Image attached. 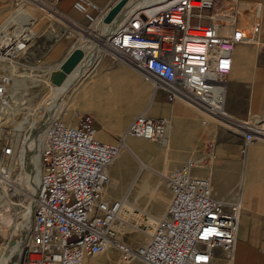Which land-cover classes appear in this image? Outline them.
<instances>
[{
  "label": "built area",
  "instance_id": "built-area-1",
  "mask_svg": "<svg viewBox=\"0 0 264 264\" xmlns=\"http://www.w3.org/2000/svg\"><path fill=\"white\" fill-rule=\"evenodd\" d=\"M121 0L100 5L75 0L91 25L99 27L114 63L127 62L153 82V98L163 90L167 101L185 100L233 131L244 136L240 151L246 156L251 143L264 137V129L226 109L228 75L235 48L255 42L261 32L262 5L246 0H170L129 9L125 2L106 20ZM112 28L108 30V28ZM108 30V31H107ZM5 39L13 52L26 48L25 36ZM16 46L17 51L14 49ZM10 79H0L1 118L11 103ZM261 122H259L260 124ZM169 120L138 113L115 141L98 137L95 116L84 112L75 124L60 117L46 128L43 171L28 242L19 264H83L87 257L115 249L121 259H141L148 264H210L217 250L233 260L242 216L240 192L232 200L215 196L211 175H198L190 159L166 176L170 201L160 217L143 211L146 222L134 224L125 217L140 210L130 208L128 194L108 200L103 194L110 183V167L125 146L126 137L164 144ZM16 148L5 142L0 149V178L6 174L3 159ZM133 184L130 186V190ZM0 205V216H1ZM143 218V219H144ZM131 225L145 239L137 244L119 237L120 227Z\"/></svg>",
  "mask_w": 264,
  "mask_h": 264
},
{
  "label": "rangeland",
  "instance_id": "rangeland-1",
  "mask_svg": "<svg viewBox=\"0 0 264 264\" xmlns=\"http://www.w3.org/2000/svg\"><path fill=\"white\" fill-rule=\"evenodd\" d=\"M94 1L101 4L97 0ZM127 1L128 0H126V2ZM133 1L134 0H130V2ZM52 4L56 6L58 10L57 13L49 8L54 7ZM222 6H228L231 9L234 4L226 2L225 0H217V7ZM21 7L33 12L37 17V20L32 26L35 34L27 39L26 48L21 52H13L9 46H4L5 43L0 44V79L3 75L17 78L15 86L10 90L11 102L14 106L12 105V109L9 113L5 112V115L1 119L4 128L0 131V149L3 143L8 142L15 146L16 153L12 157L3 159V165L5 166L6 173L9 175V181L7 184L3 182L0 183V205L2 209L0 216V262L9 254V258H12L11 255L14 254L13 245L17 242V239L26 234V225H28L27 215L28 212L30 213L31 211L34 216V207L37 200L36 195L40 186L38 180L36 186L37 191L34 193L30 188L34 185L33 176L36 171L39 175L38 179H40L42 171V143L40 145L41 149L37 151L33 139L35 130L33 127L34 124L24 123V125H22L21 122L26 117L29 120H34L37 115L36 112H40L43 109V103L47 100L50 101V98L55 96L57 90L65 88L61 104L55 117L58 116L67 123L75 124L80 113L89 111L97 117L99 112L101 115L100 119L107 123L105 125L107 128L106 130L113 134L114 138L98 137L103 140L115 141L124 132L134 116L141 113L146 107L150 94H152V101H154L152 81L136 71L137 69L132 65L125 62L112 64L110 62L111 56L108 50L102 52V60L94 69V77H92L93 75H90V77H86L85 75L82 76L76 84H69V80L72 81L80 74V70H83V64H85L84 58L86 57L84 54H86V49L92 42L85 38L84 41L73 23L64 19L65 17L60 16L62 13L66 15L64 13L65 10L60 7V0H9L7 10H5L3 16H0V26L7 24L6 27H9L11 25L9 29L12 28L17 32L15 34L16 37L19 35L26 36L29 33L26 28L24 31L19 26L20 23H23L22 20L24 19L22 17L23 14L20 13ZM66 12L73 14L83 26L92 28L94 32L99 30V23L93 27L86 19L85 15L75 8L74 5ZM13 17L15 20L12 19ZM12 37L14 38L15 36ZM259 42L251 43L257 45ZM94 59L95 56L92 60ZM74 60L76 62H74ZM91 62H88L86 67L89 68ZM93 62H95V60ZM92 67L94 68V66L90 68ZM117 69L131 70L133 73L128 76L132 78L133 74H135L134 82L139 87L140 92L139 99L134 102L136 103L135 114L126 121H124L123 111L125 112L124 109L126 107L124 101H130V97H128L129 89L121 85L118 87H110L116 92H114L115 94H109L104 90L105 88H102L103 84L100 83L101 77L99 76ZM21 73L23 75H21ZM178 101L181 102L179 106L186 110V114L184 113L180 118L174 117L172 132L176 134L171 142L168 140L167 146L155 140L145 139L151 143V153L147 156L140 154L135 155L132 152L128 153L125 146H123L119 157L115 159L110 167V169L116 171L117 180L110 174V183L107 185V190L104 192L103 196L111 201L120 199L125 195V192L120 195H115V193L111 192L110 185L112 181H117L120 185L126 183L128 185L130 184V186L132 184L134 185L132 179L141 167V160L157 170H151L148 167L143 168L138 182L134 185L135 192L128 198L131 202L130 208L137 207L140 209L139 211L136 210L135 212L125 215L128 221L134 224H136L139 219L144 221L147 220L143 217V211L149 212L154 217H160L164 210V206L170 201V190L167 185L166 176L169 175L173 169L190 159H196L198 161L195 172L203 176L211 175L214 185L213 169L217 161L223 157L224 154L216 145L213 127H211L210 124H202V121L203 119H206V121L212 120L214 122V128L219 126V121L207 116L199 108L191 105L185 100H177L176 102ZM155 102L150 112L146 113L147 115L158 117L160 114H153L151 110L174 107V102L168 103L164 100H157ZM193 109L198 111L201 116ZM195 115L199 118V125L194 129L190 127L189 123L191 118ZM161 116L167 117L165 115ZM250 117L258 118V116L254 114H251L249 118ZM221 127L228 128L223 125H221ZM44 132L42 137H44ZM38 153L40 154L38 155ZM124 153H128L129 161L126 165L120 166V158ZM241 157L244 164L247 160V155L243 156L241 154ZM160 173L165 174V176ZM240 181L241 180H239L235 186L234 192L236 195L241 191L239 189L241 185ZM3 186L5 187L4 192H2ZM7 192L10 194L8 195ZM119 229V237L129 243L137 244L138 242H142L146 237L141 230H135L131 225L123 224ZM13 235L17 238H13ZM218 252L219 257L216 255L212 264H227L228 260L224 251L219 249Z\"/></svg>",
  "mask_w": 264,
  "mask_h": 264
},
{
  "label": "crops",
  "instance_id": "crops-1",
  "mask_svg": "<svg viewBox=\"0 0 264 264\" xmlns=\"http://www.w3.org/2000/svg\"><path fill=\"white\" fill-rule=\"evenodd\" d=\"M73 1L75 2V0H60V7L65 10L64 12H66L72 8V5H74ZM97 1H99L101 3L100 5L103 6L110 0ZM246 1L260 2L262 5V26L259 39L256 41L259 42L260 40V42L257 45L252 44L251 42H243L235 48L233 53V67L228 75L226 109L235 117L249 119L250 121L253 119L261 121L262 124L260 126L262 129H264V0ZM8 2L9 0H0V16H3L5 10H7ZM110 62L115 64L112 59ZM112 72H120L123 74V81L119 85L125 86V88L129 89V86L133 84L135 74H133L132 78H129L130 76H128L129 74L131 75L133 73L131 70L117 69ZM112 72L99 76L101 77L100 83L103 84L102 88H105L104 90L108 89L106 90L107 92L111 86L103 83V80L108 74ZM140 74L142 73L140 72ZM151 98L152 95L150 94L148 96V103L150 104V107L147 103L146 107L141 112L145 110V113H149L150 109L153 108V103L155 104V101L157 100H164L170 103L167 101L163 90H159L157 92L154 101H152ZM175 102L176 101H174V107L172 108L164 107L160 110L158 108L151 110V113L153 114L159 113L160 116H167L170 125L168 134L169 142H171L176 134L172 132L174 126V117L180 118L186 112L185 109L179 106L181 105L180 101L176 103ZM193 110L196 111L195 109ZM196 112L201 116L198 111ZM251 114L257 115L258 118H249ZM100 118L101 117L95 116V123L98 128V136H101L102 138H114V135L106 130L107 128L105 125L107 123L102 121ZM189 124L190 127L194 129L197 128L199 125L198 116H193ZM202 124H210V126L213 127L216 145L218 146V149H220L224 154L223 157L217 161L215 168L213 169V191L215 196L227 201L232 200L236 195L234 192L235 186L237 185V182L241 180L239 189L241 190L240 194L243 210L240 222V230L238 234L235 256L232 261L227 259V264H264V137L259 138L251 143L247 153V160L243 164L240 151L244 140L242 133L221 127L220 124L214 128V122L212 120L206 121V119H203ZM110 174L115 179L117 178L116 171L113 169H110ZM160 174L163 176L165 175L162 173ZM139 177H137L135 180L132 179L134 185H136L138 182ZM134 185L130 190V184L128 185L126 183L120 185L117 183V181H112L110 189L111 192L115 193V195H120L125 192V194H128L129 198V196L135 192ZM128 201L130 202L129 199ZM166 206H164V210ZM142 221L146 222L144 220ZM216 255L219 257L218 250ZM212 263L213 260L210 264ZM83 264L148 263L141 259H133L129 261L123 260L120 258L119 253L115 249L111 248L105 252L87 257Z\"/></svg>",
  "mask_w": 264,
  "mask_h": 264
},
{
  "label": "bare ground",
  "instance_id": "bare-ground-1",
  "mask_svg": "<svg viewBox=\"0 0 264 264\" xmlns=\"http://www.w3.org/2000/svg\"><path fill=\"white\" fill-rule=\"evenodd\" d=\"M33 1V0H32ZM170 0H134L133 2H130V0H128L127 2V7H129V9H133V8H140V7H147V6H152V5H155V4H159V6H163V5H166ZM129 3V4H128ZM51 6V5H50ZM54 7H49L50 9H52L53 12L57 13V8L55 5H52ZM20 13L23 14V23L19 24L20 28H22V30L25 31V28L27 31H29V33L25 36L26 39H28L29 37H32L34 34H35V31L33 29V24L35 23V21L37 20V17L35 16V14L33 12H30L29 10H27L26 8L24 7H21L20 8ZM218 12H229V8L226 7V9L223 10L222 7H219L216 9ZM66 15H63L60 14V16L62 17H65L64 19H66L67 21H70L71 23H73L74 27L77 28V31L80 33V35L83 37V39H88L90 40L92 43L91 45L86 49V57L84 58L85 59V64L84 65V68L83 70H80V74L77 75L72 81L69 80V84L71 85H74L78 82V80L82 77V76H85L86 77H90V75H93L95 73V68L97 67V65L99 64V62L102 60V52L103 51H106V50H109L108 48V45H107V41H105V37L101 36L102 34H98L96 32L93 31L92 28L88 27V26H83V24H81L78 19L73 16L72 14H69L67 12H64ZM13 20H15V18L13 17L12 18ZM17 19V18H16ZM19 19V18H18ZM20 20V19H19ZM18 20V21H19ZM65 20V21H66ZM17 21V20H16ZM66 21V22H67ZM15 22V21H14ZM16 23V22H15ZM7 24L5 25H2L0 26V44L2 43L3 40L5 39H9L8 37L9 36H15V34L17 33L15 30H13L12 28L9 27H6ZM13 25V24H12ZM18 27V26H17ZM28 28V29H27ZM112 28H108V30H111L112 31ZM19 29V28H18ZM107 30V31H108ZM13 38V37H11ZM84 39V41H85ZM258 41V40H257ZM256 42V41H255ZM14 49L17 51L16 49V46H14ZM72 49V48H71ZM79 56V55H78ZM95 56V62H93L94 60L93 57ZM78 59V58H77ZM76 59V60H77ZM72 60V59H71ZM93 63H92V62ZM74 62H76L74 60ZM81 62V61H80ZM83 62V61H82ZM88 62L91 64L89 65V68L86 67V65L88 64ZM70 63V62H69ZM127 63V62H126ZM75 64V63H74ZM129 64V63H127ZM69 65V64H67ZM81 65V64H80ZM79 65V66H80ZM82 65V67H83ZM131 65V64H129ZM91 66H94V68H90ZM133 66V65H132ZM134 67V66H133ZM59 68V67H58ZM78 68V67H77ZM75 68V69H77ZM80 68V67H79ZM135 68V67H134ZM67 69V68H66ZM137 69V68H135ZM55 70V69H54ZM123 71V70H122ZM137 71L141 72L140 70L137 69ZM58 72V71H57ZM126 73V72H125ZM142 73V72H141ZM143 74V73H142ZM21 75H23L21 73ZM70 75V74H69ZM75 75V74H73ZM61 76V74H60ZM60 76L58 75V77L60 78ZM9 77V76H8ZM18 77V76H17ZM72 77V76H71ZM94 77V76H92ZM85 78V77H84ZM123 74H121L120 72H112L110 74H108L104 80H103V83H106L108 84L109 86L111 87H118L119 84L123 81ZM9 79H11V84L9 86V91L13 89V86H15V83L17 81V78H13V77H9ZM67 80V79H66ZM71 81V82H70ZM66 82V81H65ZM68 83V82H67ZM153 83V82H152ZM68 84V85H69ZM66 85V83H65ZM58 86V85H57ZM70 86V85H69ZM68 86V88H69ZM64 89L65 88H62V89H59L57 90L55 96L53 98H50V101H45L43 104V109L39 112H36L37 115L35 116L34 120H29L27 117L21 122L22 125H24V123H29V124H34V142H35V145H36V148H37V151L41 149L40 145L42 143V151H41V165H42V171H43V161H42V152H43V146L45 144V138H46V129L47 128V125L54 119L56 118L55 115H56V112L57 110L59 109V106L61 104V100H62V97H63V93H64ZM56 90V89H55ZM68 90V89H67ZM108 90V89H106ZM105 90V91H106ZM124 91V90H123ZM116 92L114 89H109V91L107 93H114ZM55 93V92H54ZM53 93V94H54ZM115 94V93H114ZM112 94V95H114ZM152 95V94H151ZM104 96V95H103ZM139 96H140V92H139V87L137 86V84L135 82H133L132 85L129 86V94H128V97H130V101L126 102V100L124 101L125 102V112L123 111L124 113V121L125 120H128L130 119L134 114H135V111H136V108H135V104L134 102H136L137 99H139ZM105 97V96H104ZM118 99V98H117ZM127 99V98H126ZM152 99V98H151ZM101 100V99H100ZM108 100V99H107ZM119 100V99H118ZM128 100V99H127ZM151 102V101H150ZM119 103V102H118ZM100 104V103H99ZM152 104V103H151ZM12 105L14 106V104L11 102L9 107H7V111L6 113H9V111L12 109ZM105 105V104H104ZM113 105V104H112ZM42 106V105H40ZM124 106V105H122ZM148 106L150 107V104L148 103ZM112 107V106H111ZM119 107V106H118ZM24 108V107H23ZM108 108V107H106ZM110 108V107H109ZM115 108V107H114ZM95 109V108H94ZM149 109V108H148ZM38 110V109H37ZM96 110V109H95ZM112 110V109H111ZM115 110V109H114ZM121 110V109H119ZM118 110V111H119ZM201 110V109H200ZM145 111V110H144ZM143 111V112H144ZM148 111V110H147ZM203 113H205L207 116L213 118L212 116L208 115L206 112H204L203 110H201ZM35 113V114H36ZM97 113V111H96ZM119 113V112H118ZM98 117H100L101 115L97 114ZM38 117V118H37ZM2 119V118H1ZM215 119V118H213ZM123 120V119H122ZM121 120V121H122ZM250 121V120H249ZM252 124H255L257 126H260L262 123L259 124V122L261 121H257L255 119L251 120L250 121ZM169 127L170 125L168 126V131H167V140L165 141V143L163 145H166L168 144V134H169ZM260 128L262 129V127L260 126ZM45 130V132H44ZM43 132H44V137H42L43 135ZM129 137V138H128ZM132 136H127L126 137V142H125V149L128 153H133L135 155H143V156H147L148 154L151 153V143H149L147 140H145V138H139V137H135V138H130ZM263 138V137H261ZM32 139V140H33ZM144 139V140H142ZM31 140V139H30ZM149 140V139H148ZM167 146V145H166ZM33 147V146H32ZM30 148V147H29ZM23 150V149H22ZM33 153V152H32ZM128 153H124L122 156H121V160H120V166L121 165H126L129 161V155ZM40 153H38L39 155ZM119 157V156H118ZM117 157V158H118ZM116 158V159H117ZM115 161V160H114ZM113 161V162H114ZM112 162V163H113ZM141 167L140 169L138 170V172L136 173V175L134 176L133 180L137 179V177H139V175H141V171L143 168H146L148 167L149 169L151 170H155L157 171L155 168L151 167L150 165H148L147 163H145L144 161L141 160ZM1 166V165H0ZM123 167V166H122ZM124 170V169H123ZM42 171H41V175H42ZM34 172V171H33ZM163 174V173H162ZM41 175H40V178H41ZM4 179H1L0 178V183H4V184H7V182L9 181V179L7 178L8 176L6 174H3L1 175ZM165 176V175H164ZM34 185L31 186V190L32 192H36L37 191V181L39 180V184H40V179L39 178V175H38V172L36 171L34 173ZM32 183V182H31ZM29 184V183H28ZM32 185V184H31ZM6 186V185H5ZM29 187V186H28ZM5 187L3 186V189H2V192H4V189ZM106 191V190H105ZM38 192H39V189L37 191V195H38ZM7 194L9 195L10 193L7 192ZM7 195V196H8ZM36 195V196H37ZM4 197V196H3ZM106 197V196H105ZM5 202V201H4ZM36 205V204H35ZM33 213V212H32ZM28 212V215H27V228H26V231L25 233L29 234L26 235H23V237L21 236L19 239H17V242L13 245V255L12 258L10 257L9 258V255L4 257L3 260H1L0 264H19V261H20V257H21V253H22V249L23 247L25 246V244L28 242L29 240V237H30V230H31V223H32V220H33V214ZM11 218V217H10ZM26 220V221H27ZM25 228V227H24ZM28 236V237H27ZM16 237L15 235H13V238ZM27 237V238H26ZM17 238V237H16ZM26 241V242H25ZM25 243V244H24ZM10 245V244H9ZM24 245V246H23ZM1 246V244H0ZM1 248V247H0ZM12 252V251H11ZM230 260V259H228Z\"/></svg>",
  "mask_w": 264,
  "mask_h": 264
},
{
  "label": "water",
  "instance_id": "water-1",
  "mask_svg": "<svg viewBox=\"0 0 264 264\" xmlns=\"http://www.w3.org/2000/svg\"><path fill=\"white\" fill-rule=\"evenodd\" d=\"M126 2V0H121L118 4H116L111 12L109 13L108 17L106 18L107 21L111 20L119 8Z\"/></svg>",
  "mask_w": 264,
  "mask_h": 264
}]
</instances>
